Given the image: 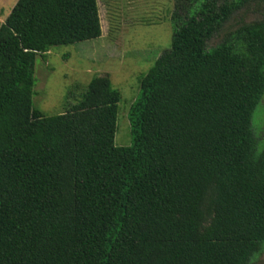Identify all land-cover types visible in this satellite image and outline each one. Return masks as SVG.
<instances>
[{
    "label": "trees",
    "instance_id": "16d2710c",
    "mask_svg": "<svg viewBox=\"0 0 264 264\" xmlns=\"http://www.w3.org/2000/svg\"><path fill=\"white\" fill-rule=\"evenodd\" d=\"M251 11L264 0H175L171 46L142 76L133 143L118 147L108 76L68 112L33 103L37 56L102 36L97 0L17 1L0 26V264H253L264 20L228 27Z\"/></svg>",
    "mask_w": 264,
    "mask_h": 264
},
{
    "label": "rangeland",
    "instance_id": "374dc122",
    "mask_svg": "<svg viewBox=\"0 0 264 264\" xmlns=\"http://www.w3.org/2000/svg\"><path fill=\"white\" fill-rule=\"evenodd\" d=\"M18 0H0V26ZM102 24L99 39L57 46L35 60L34 107L47 116L72 110L81 94L96 76H108L120 92L115 144L128 147L133 143L129 112L141 90V78L170 48L171 14L175 0H97ZM241 20L255 22L264 15L251 11L236 16L231 29ZM227 27V28H228ZM213 39L210 46L216 45ZM253 130L264 144V99L253 116ZM259 144V149L264 145ZM253 264H264L263 252Z\"/></svg>",
    "mask_w": 264,
    "mask_h": 264
}]
</instances>
